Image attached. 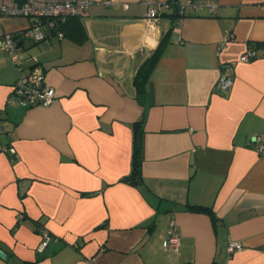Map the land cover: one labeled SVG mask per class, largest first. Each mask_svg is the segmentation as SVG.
Returning <instances> with one entry per match:
<instances>
[{
	"label": "crops",
	"instance_id": "1",
	"mask_svg": "<svg viewBox=\"0 0 264 264\" xmlns=\"http://www.w3.org/2000/svg\"><path fill=\"white\" fill-rule=\"evenodd\" d=\"M103 1L89 0L79 18L82 42L56 33L48 47L23 41L55 89L49 105L9 103L18 70L0 49V144L16 150L0 151V264H264V0H210L214 12L201 0ZM29 23L1 15L0 35ZM161 40L138 94L135 72ZM248 48L256 58L217 89L222 63ZM136 121L133 184L122 178ZM172 220L177 252L166 248ZM41 227L50 237L40 250ZM230 241L241 248L228 253Z\"/></svg>",
	"mask_w": 264,
	"mask_h": 264
},
{
	"label": "built area",
	"instance_id": "2",
	"mask_svg": "<svg viewBox=\"0 0 264 264\" xmlns=\"http://www.w3.org/2000/svg\"><path fill=\"white\" fill-rule=\"evenodd\" d=\"M109 0L103 1L108 3ZM205 6L209 12H214L217 4L210 0L198 2ZM195 2L179 3L178 10L181 15L185 14L186 7ZM126 6V5H125ZM89 0H0V16H22L30 19L29 25L19 31L4 32L0 35V49L6 51L13 63L17 66L18 76L11 89L9 103L24 108L35 105L46 106L55 100L56 93L54 87L44 83V70L37 58L33 54H27L21 45L22 39H29L34 43H42L46 47L50 45V29L54 27L57 20L64 21L72 16L80 18L89 15ZM147 20L150 23H158L160 20L159 10L152 5L147 8ZM58 36L63 34L58 31ZM230 40L226 38L217 47V53ZM26 53V55L24 54ZM256 58L253 48H248L237 59L222 63L221 72L216 82V88L229 90L234 82L233 69L238 62L249 61ZM1 132V127H0ZM257 139H260L257 137ZM262 148L259 146V149ZM0 151L15 155L13 146L0 144ZM40 233L42 241L39 244L41 250L49 240V232L41 227ZM180 245V232L177 224L172 220L167 228L166 248L169 251L177 252ZM241 248L237 241H230L226 245L228 253Z\"/></svg>",
	"mask_w": 264,
	"mask_h": 264
},
{
	"label": "trees",
	"instance_id": "3",
	"mask_svg": "<svg viewBox=\"0 0 264 264\" xmlns=\"http://www.w3.org/2000/svg\"><path fill=\"white\" fill-rule=\"evenodd\" d=\"M176 6V10L173 13V16L181 15L178 10V4L174 3ZM184 15V14H183ZM182 15V16H183ZM78 16H72L68 19L61 21L57 20L55 22L54 27L50 29V34H55L60 31L63 36L69 38L74 42H82L84 39V29L82 27L81 21ZM29 41L33 44L34 42L29 39H22L19 41L18 45L26 52L27 48L24 47L23 41ZM164 40H161L159 45L154 49L149 56H147L137 68L135 75L133 77V84L137 90L138 94H141L145 91V85L148 81V78L157 63L160 54L164 47ZM141 121H136L133 123V154H132V163H131V171L128 175L122 178L123 181H127L133 184H138L141 182ZM1 127V126H0ZM192 210L197 212H205L211 215L213 219H216V215L213 209L209 206L195 204L189 206Z\"/></svg>",
	"mask_w": 264,
	"mask_h": 264
},
{
	"label": "water",
	"instance_id": "4",
	"mask_svg": "<svg viewBox=\"0 0 264 264\" xmlns=\"http://www.w3.org/2000/svg\"><path fill=\"white\" fill-rule=\"evenodd\" d=\"M7 254L6 252L0 248V257L6 258Z\"/></svg>",
	"mask_w": 264,
	"mask_h": 264
},
{
	"label": "rangeland",
	"instance_id": "5",
	"mask_svg": "<svg viewBox=\"0 0 264 264\" xmlns=\"http://www.w3.org/2000/svg\"><path fill=\"white\" fill-rule=\"evenodd\" d=\"M37 51V49L35 50V52ZM26 55V53H24Z\"/></svg>",
	"mask_w": 264,
	"mask_h": 264
}]
</instances>
